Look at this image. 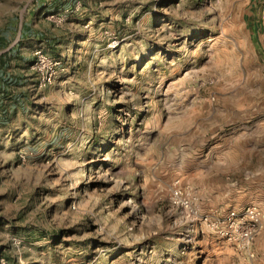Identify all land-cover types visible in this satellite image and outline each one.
I'll return each instance as SVG.
<instances>
[{"label":"rangeland","instance_id":"obj_1","mask_svg":"<svg viewBox=\"0 0 264 264\" xmlns=\"http://www.w3.org/2000/svg\"><path fill=\"white\" fill-rule=\"evenodd\" d=\"M8 51L0 264H264V0H0Z\"/></svg>","mask_w":264,"mask_h":264},{"label":"built area","instance_id":"obj_2","mask_svg":"<svg viewBox=\"0 0 264 264\" xmlns=\"http://www.w3.org/2000/svg\"><path fill=\"white\" fill-rule=\"evenodd\" d=\"M33 57L32 68L35 71L39 86H46L47 84H50L53 79L55 66L58 63L53 61V59L47 56L42 50H36L33 53ZM237 215H240V221L249 223L247 227L243 228L240 233V238L244 246L249 244V242L252 240L253 233L257 231L260 212L256 207H249L245 209L241 214L230 211L227 217L229 220H234L236 219Z\"/></svg>","mask_w":264,"mask_h":264},{"label":"crops","instance_id":"obj_3","mask_svg":"<svg viewBox=\"0 0 264 264\" xmlns=\"http://www.w3.org/2000/svg\"><path fill=\"white\" fill-rule=\"evenodd\" d=\"M0 81H1L0 82V94H1L0 97L2 96V93H10L8 86L11 87V85L17 84V82H15L16 80L11 79L10 75L6 74L5 72L1 74ZM9 98L11 99L10 96Z\"/></svg>","mask_w":264,"mask_h":264},{"label":"trees","instance_id":"obj_4","mask_svg":"<svg viewBox=\"0 0 264 264\" xmlns=\"http://www.w3.org/2000/svg\"><path fill=\"white\" fill-rule=\"evenodd\" d=\"M9 51L0 55V77L1 74L3 73L4 68L6 67L7 62H5V57L7 56V54H10Z\"/></svg>","mask_w":264,"mask_h":264}]
</instances>
